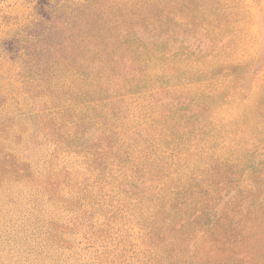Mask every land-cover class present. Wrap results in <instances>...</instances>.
Wrapping results in <instances>:
<instances>
[{
    "label": "rangeland",
    "instance_id": "1",
    "mask_svg": "<svg viewBox=\"0 0 264 264\" xmlns=\"http://www.w3.org/2000/svg\"><path fill=\"white\" fill-rule=\"evenodd\" d=\"M0 264H264V0H0Z\"/></svg>",
    "mask_w": 264,
    "mask_h": 264
}]
</instances>
